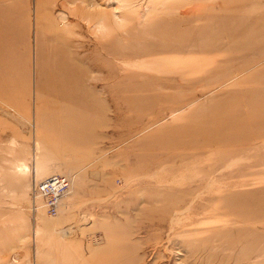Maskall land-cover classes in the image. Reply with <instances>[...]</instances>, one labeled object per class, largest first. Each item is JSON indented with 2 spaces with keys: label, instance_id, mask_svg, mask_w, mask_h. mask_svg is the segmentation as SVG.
Here are the masks:
<instances>
[{
  "label": "rangeland",
  "instance_id": "374dc122",
  "mask_svg": "<svg viewBox=\"0 0 264 264\" xmlns=\"http://www.w3.org/2000/svg\"><path fill=\"white\" fill-rule=\"evenodd\" d=\"M0 264H264V0H0Z\"/></svg>",
  "mask_w": 264,
  "mask_h": 264
},
{
  "label": "bare ground",
  "instance_id": "6f19581e",
  "mask_svg": "<svg viewBox=\"0 0 264 264\" xmlns=\"http://www.w3.org/2000/svg\"><path fill=\"white\" fill-rule=\"evenodd\" d=\"M67 13V12H66ZM62 19L66 22L68 20V17L63 13L62 14ZM8 52V51H7ZM144 53V52H143ZM70 62V60H69ZM57 70H59V74L60 76L62 77L58 82H57V90H61L63 89V87L71 84V82L73 81L74 79V73L73 72H70V67H69V63H68V60L66 59V61H62L61 63L58 62L57 64ZM69 68V69H68ZM69 70V71H68ZM71 122V121H69ZM37 159H40V150L37 149V151L35 152V160L37 162ZM35 163L34 167L32 168V166H29L27 163L25 162H20L16 165V170L18 172H21V173H29V172H33V174L37 171H40L39 170V167H41V164L40 162H38L37 164ZM39 166V167H38ZM43 169V168H41ZM31 174V173H30ZM34 174V175H35ZM60 174V173H59ZM54 175V174H53ZM62 175H65L68 179H69V187L64 191V193L58 198V202H57V212H58V209L61 205V201H62V198L68 194V193H73V186L71 185L72 181H71V178L66 175V174H62ZM51 175H48L46 177H44L43 179L49 177ZM42 180V179H41ZM37 182V181H35ZM71 190V191H70ZM32 198H33V202H34V207L38 206V202L40 203L41 202V206L45 209H47V206H46V202H45V199L43 198V195H39V194H33V191H32ZM57 214V213H56ZM40 246V245H39ZM36 252H38L39 248H35ZM41 250V249H40Z\"/></svg>",
  "mask_w": 264,
  "mask_h": 264
},
{
  "label": "built area",
  "instance_id": "2783aa9c",
  "mask_svg": "<svg viewBox=\"0 0 264 264\" xmlns=\"http://www.w3.org/2000/svg\"><path fill=\"white\" fill-rule=\"evenodd\" d=\"M69 187V179L62 174H54L34 182L33 194H41L45 199L47 213L51 216L57 213L58 198Z\"/></svg>",
  "mask_w": 264,
  "mask_h": 264
}]
</instances>
